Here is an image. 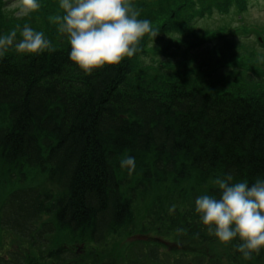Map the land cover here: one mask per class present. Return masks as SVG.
<instances>
[{
	"label": "trees",
	"instance_id": "16d2710c",
	"mask_svg": "<svg viewBox=\"0 0 264 264\" xmlns=\"http://www.w3.org/2000/svg\"><path fill=\"white\" fill-rule=\"evenodd\" d=\"M176 2L130 0L158 35L90 74L69 60L54 22L60 0H38L28 16L1 5L0 35L29 25L52 50L0 54V236L20 243L0 241V264H88L87 255L135 230L147 199L148 226L207 253L137 238L123 264H264V248L245 260L238 240L221 244L194 211L197 196L216 194V174L264 178L263 76L251 69L229 81L238 69L216 65L215 46L192 55L178 46L199 20L242 18L250 2ZM123 156L135 158L131 175Z\"/></svg>",
	"mask_w": 264,
	"mask_h": 264
},
{
	"label": "clouds",
	"instance_id": "9594fccd",
	"mask_svg": "<svg viewBox=\"0 0 264 264\" xmlns=\"http://www.w3.org/2000/svg\"><path fill=\"white\" fill-rule=\"evenodd\" d=\"M12 7L19 9L17 15L28 16L40 4L38 0H15ZM59 8L62 14L54 22L70 45L69 60L86 74L133 57L146 34L158 35L149 20L138 18L140 13L130 0H60ZM13 48L17 54L39 55L52 50V44L44 32L25 25L19 33L12 30L0 35V54ZM119 163L129 175L135 170L134 157L123 156ZM210 183L216 194L197 196L194 211L208 234L221 244L238 240L235 249L248 260L264 248V178L250 184L225 173L214 175Z\"/></svg>",
	"mask_w": 264,
	"mask_h": 264
},
{
	"label": "rangeland",
	"instance_id": "374dc122",
	"mask_svg": "<svg viewBox=\"0 0 264 264\" xmlns=\"http://www.w3.org/2000/svg\"><path fill=\"white\" fill-rule=\"evenodd\" d=\"M184 1H189L188 6L193 5V0H177L175 8ZM42 2L48 4L49 0H42ZM249 2L250 6L242 18H237L232 14L230 16L225 15V17L216 16L215 13L212 17H206L196 22L195 30L183 37L182 43L178 44L182 47V52L192 55L198 50H213L216 47V56H219L216 57V65L229 63V65L238 69L239 75L230 77L229 81L241 79L239 76H245V73L251 69H254L258 75L263 76L264 81V1L249 0ZM14 3L15 0H0V8L2 5L5 12L17 13L19 9L12 7ZM149 3L151 4V2ZM170 43L168 41L166 45H170ZM173 44H176V42H173ZM166 47L163 50H166ZM229 65H226V67ZM150 206V199L143 202L137 208L135 230L113 238L106 247L97 248L96 256L87 255L88 264H95L96 259H98L96 264H123L125 245L137 238H145L164 244L174 251L186 248L193 252L207 253L206 250L200 251V248H189L186 244H182L177 231L168 232L165 228L156 229L148 226L146 214ZM0 239L2 243L9 246L20 247L19 242L7 238V236H0Z\"/></svg>",
	"mask_w": 264,
	"mask_h": 264
}]
</instances>
